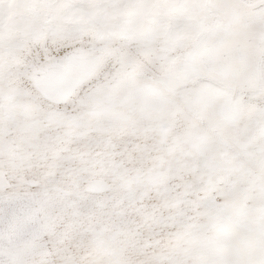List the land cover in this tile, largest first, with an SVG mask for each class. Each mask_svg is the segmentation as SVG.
<instances>
[{"label":"rangeland","instance_id":"1","mask_svg":"<svg viewBox=\"0 0 264 264\" xmlns=\"http://www.w3.org/2000/svg\"><path fill=\"white\" fill-rule=\"evenodd\" d=\"M0 264H264V0H0ZM52 44V45H51Z\"/></svg>","mask_w":264,"mask_h":264},{"label":"snow or ice","instance_id":"2","mask_svg":"<svg viewBox=\"0 0 264 264\" xmlns=\"http://www.w3.org/2000/svg\"><path fill=\"white\" fill-rule=\"evenodd\" d=\"M52 43L59 45L57 51L50 53L49 41L45 40L43 48L38 50L37 56L30 64L14 65L7 54L0 53V82L16 76L43 84L53 76L62 75L64 69L75 59L74 45L66 41Z\"/></svg>","mask_w":264,"mask_h":264},{"label":"bare ground","instance_id":"3","mask_svg":"<svg viewBox=\"0 0 264 264\" xmlns=\"http://www.w3.org/2000/svg\"><path fill=\"white\" fill-rule=\"evenodd\" d=\"M52 45V44H51Z\"/></svg>","mask_w":264,"mask_h":264}]
</instances>
